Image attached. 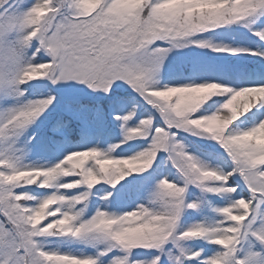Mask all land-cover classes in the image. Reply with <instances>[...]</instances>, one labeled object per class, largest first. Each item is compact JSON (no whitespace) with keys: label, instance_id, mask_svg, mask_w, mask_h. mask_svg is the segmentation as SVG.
<instances>
[{"label":"snow or ice","instance_id":"1","mask_svg":"<svg viewBox=\"0 0 264 264\" xmlns=\"http://www.w3.org/2000/svg\"><path fill=\"white\" fill-rule=\"evenodd\" d=\"M264 15V0H0V92L22 97L21 85L32 81H77L108 93L125 81L163 122L147 115L125 126L134 111L120 117L123 139L107 151L96 147L72 151L49 167L23 164L14 139L41 116L55 96L28 101L0 113V264H161L132 259L136 249L163 250L172 242L179 254L173 264H264V113H253L251 126L234 127L243 115L264 106V83L233 89L217 82L156 86L155 75L167 49L194 45L232 56H262L264 51L213 44L194 37L244 22L264 41V27L250 18ZM47 57L42 62L37 57ZM227 95L220 109L198 114L214 97ZM210 139L223 149L229 169L204 163L185 150L177 134ZM133 140L148 141L132 155L113 156L115 148ZM161 152L182 183L167 176L158 181L148 205L123 214L97 208L87 219L91 190L115 187L126 177L153 168ZM238 177L239 180L233 178ZM64 178L68 179L64 182ZM241 182L246 194H241ZM189 185L202 193L223 196L228 203L214 209L222 219L195 223L177 232L182 211L197 209L185 200ZM50 190L35 196L24 189ZM86 189L74 196L65 190ZM108 193L103 199H108ZM158 204V209L151 205ZM81 206V207H77ZM42 238H69L106 245L97 254L61 251ZM202 240L215 248L187 251L181 242ZM120 253L109 255L110 253Z\"/></svg>","mask_w":264,"mask_h":264},{"label":"trees","instance_id":"2","mask_svg":"<svg viewBox=\"0 0 264 264\" xmlns=\"http://www.w3.org/2000/svg\"><path fill=\"white\" fill-rule=\"evenodd\" d=\"M31 2V0H29ZM249 25L253 28L264 27V15L250 18ZM194 39L209 40L213 44L229 46L233 48H253L256 51H264V41L254 36L244 22L223 26L213 31L205 32L194 37ZM168 43L157 42L158 47H164ZM183 48H192V45ZM198 53H215L219 58L215 61L216 66L200 67L194 65L192 58L188 55L181 58L179 64L171 69L160 66L155 75L156 86H179L186 84H199L205 82H217L233 89L254 86L264 83V57L238 55L232 56L226 53H217L210 48H199ZM196 51V49H195ZM209 56V55H208ZM47 57L41 54L37 57L38 62L46 60ZM24 90L22 97H16L5 92H0V113L7 112L28 101L37 100L46 96H55V100L48 109L28 125L20 134L15 137L14 144L17 155L23 164L49 167L64 158L72 151L84 150L91 147L107 151L110 146H114L123 139L122 121L117 120V116L134 111L135 116L125 126H133L147 115H154L156 123L162 124L159 113L151 109L143 98L132 87L117 89L113 93H108L101 97L73 96V91H63L60 85L52 84L50 80L32 81L21 85ZM227 95L214 97L207 102L198 114H210L220 109L227 99ZM253 113H264V106H256L251 112L241 116L234 127L245 128L252 125ZM264 118V117H261ZM177 140L184 144L185 150L196 156L198 159L214 167L224 170L229 169L230 161L219 145L207 138L191 135L186 132L177 134ZM135 145L129 150V145L124 144L122 148H115L110 154L113 156L132 155L142 147L147 146L148 141L133 140ZM167 176L171 180L182 183L179 173L172 167L168 160V153L161 152L153 168L144 174L126 177L115 187L107 184L95 186L89 195L86 211L82 219L89 218L97 208L114 214H123L126 211L135 209L139 204L148 205L155 192L158 181ZM72 178H64V182ZM239 180L238 177L233 178ZM35 196L46 195L50 190L39 189L36 186L24 189ZM86 189L65 190L62 194L74 196L78 192ZM241 194H246L241 182ZM108 193V199H103ZM185 200L196 201L199 205L197 209H187L182 211L178 220L177 232L192 226L195 223H212L222 219L214 209L222 207L229 201L226 197L202 193L201 190L189 185L185 193ZM152 207L158 209L159 205ZM78 208L81 206H77ZM55 241V247L61 251L84 252L95 255L106 247L102 242L86 244L78 240L69 238H42L45 246L51 247ZM187 251L203 249L207 254L215 248L202 240H190L181 242ZM120 253H110L118 255ZM178 249L170 241L163 250L136 249L132 253V259L137 261H150L154 255L161 256V264H173L170 256L178 255ZM107 258H102L101 264ZM183 264H198L196 260H184Z\"/></svg>","mask_w":264,"mask_h":264},{"label":"rangeland","instance_id":"3","mask_svg":"<svg viewBox=\"0 0 264 264\" xmlns=\"http://www.w3.org/2000/svg\"><path fill=\"white\" fill-rule=\"evenodd\" d=\"M167 49L163 59L161 61L160 66H164L166 69H171L173 66L179 64L180 59H185V56L188 55L192 58L194 65H200V67H209V66H216L215 61L219 58L215 53L209 52L208 55L204 54L202 51L198 53V47L192 45V48H183L180 47H172L171 45H167L164 47H160ZM196 49V51H195ZM46 80V79H44ZM60 85V89L63 91L72 92L73 96H88V97H101L105 96L108 93H113L117 89H126L131 87L127 82L117 80L113 83L111 90L108 93H105L101 90H93L89 88L86 84L80 83L77 81H61L57 83Z\"/></svg>","mask_w":264,"mask_h":264}]
</instances>
